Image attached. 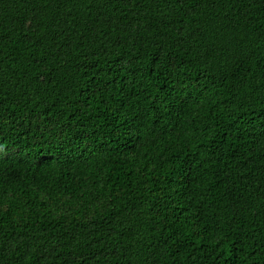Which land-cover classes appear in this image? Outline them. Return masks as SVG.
Segmentation results:
<instances>
[{"label":"trees","instance_id":"obj_1","mask_svg":"<svg viewBox=\"0 0 264 264\" xmlns=\"http://www.w3.org/2000/svg\"><path fill=\"white\" fill-rule=\"evenodd\" d=\"M0 264H264V0H0Z\"/></svg>","mask_w":264,"mask_h":264}]
</instances>
